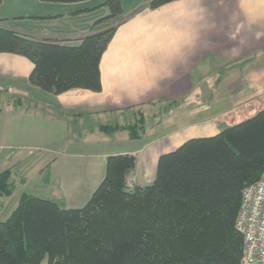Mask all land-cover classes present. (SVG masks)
<instances>
[{
  "label": "crops",
  "instance_id": "crops-1",
  "mask_svg": "<svg viewBox=\"0 0 264 264\" xmlns=\"http://www.w3.org/2000/svg\"><path fill=\"white\" fill-rule=\"evenodd\" d=\"M105 1L0 0V26L77 46L104 30L94 25L110 14ZM121 10L100 60L99 93L43 92L29 84V60L0 54L2 172L11 171L14 186L36 182L48 195H28L63 209L88 202L110 156H135L133 186L150 185L162 155L264 109V0H177L155 10L146 0H121ZM136 110L146 121L142 138L101 130L124 125Z\"/></svg>",
  "mask_w": 264,
  "mask_h": 264
},
{
  "label": "trees",
  "instance_id": "trees-1",
  "mask_svg": "<svg viewBox=\"0 0 264 264\" xmlns=\"http://www.w3.org/2000/svg\"><path fill=\"white\" fill-rule=\"evenodd\" d=\"M146 1L155 10L177 0ZM100 7L110 14L94 26L104 30L77 46L39 42L0 26V54L29 60V84L43 92L99 93V64L116 29L111 25L122 13L121 0ZM133 118L101 130L138 140L146 121L139 110ZM136 166L132 155L108 157L104 179L80 209L22 195L0 222V264H240L243 240L235 222L243 190L264 176V109L214 137L190 140L162 155L152 184L128 188ZM14 189L11 171L0 173V201Z\"/></svg>",
  "mask_w": 264,
  "mask_h": 264
},
{
  "label": "built area",
  "instance_id": "built-area-1",
  "mask_svg": "<svg viewBox=\"0 0 264 264\" xmlns=\"http://www.w3.org/2000/svg\"><path fill=\"white\" fill-rule=\"evenodd\" d=\"M128 178L126 186H133ZM235 229L243 240L240 264H264V180L247 186L241 195Z\"/></svg>",
  "mask_w": 264,
  "mask_h": 264
},
{
  "label": "rangeland",
  "instance_id": "rangeland-1",
  "mask_svg": "<svg viewBox=\"0 0 264 264\" xmlns=\"http://www.w3.org/2000/svg\"><path fill=\"white\" fill-rule=\"evenodd\" d=\"M2 98L3 96H1V100ZM5 159H6V155L2 154L0 156V173L3 170H5V165H6ZM15 186L16 188L12 197L6 201H0V221H5L9 217L10 213H12L13 209L15 208L14 205H17V202L21 198L22 194L26 193L27 195L30 194V195L42 196V195H48L49 193L48 191L44 193L43 190H40L39 187L36 185V182L34 181L30 182V184H28L25 187L20 186V184L16 181ZM2 202L4 205L2 204Z\"/></svg>",
  "mask_w": 264,
  "mask_h": 264
}]
</instances>
